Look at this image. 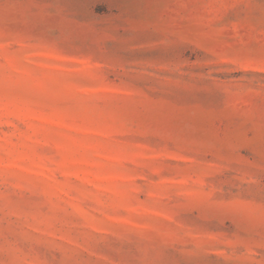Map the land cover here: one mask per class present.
Instances as JSON below:
<instances>
[{
    "label": "rangeland",
    "instance_id": "1",
    "mask_svg": "<svg viewBox=\"0 0 264 264\" xmlns=\"http://www.w3.org/2000/svg\"><path fill=\"white\" fill-rule=\"evenodd\" d=\"M0 264H264V0H0Z\"/></svg>",
    "mask_w": 264,
    "mask_h": 264
}]
</instances>
